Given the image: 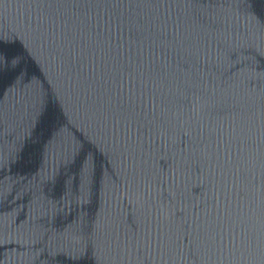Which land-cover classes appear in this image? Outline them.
Returning <instances> with one entry per match:
<instances>
[{
  "label": "water",
  "instance_id": "1",
  "mask_svg": "<svg viewBox=\"0 0 264 264\" xmlns=\"http://www.w3.org/2000/svg\"><path fill=\"white\" fill-rule=\"evenodd\" d=\"M0 264H264V0H0Z\"/></svg>",
  "mask_w": 264,
  "mask_h": 264
},
{
  "label": "snow or ice",
  "instance_id": "2",
  "mask_svg": "<svg viewBox=\"0 0 264 264\" xmlns=\"http://www.w3.org/2000/svg\"><path fill=\"white\" fill-rule=\"evenodd\" d=\"M12 55L14 54L0 48V83H3L5 80H10L18 75L16 72L9 73L7 71L8 57Z\"/></svg>",
  "mask_w": 264,
  "mask_h": 264
}]
</instances>
